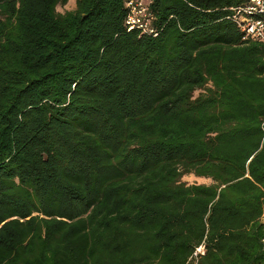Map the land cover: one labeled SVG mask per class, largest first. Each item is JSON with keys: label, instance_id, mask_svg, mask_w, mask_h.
<instances>
[{"label": "trees", "instance_id": "16d2710c", "mask_svg": "<svg viewBox=\"0 0 264 264\" xmlns=\"http://www.w3.org/2000/svg\"><path fill=\"white\" fill-rule=\"evenodd\" d=\"M66 1L0 0V264H192L203 241L196 264H264L243 0H152L157 35L127 0Z\"/></svg>", "mask_w": 264, "mask_h": 264}, {"label": "built area", "instance_id": "2783aa9c", "mask_svg": "<svg viewBox=\"0 0 264 264\" xmlns=\"http://www.w3.org/2000/svg\"><path fill=\"white\" fill-rule=\"evenodd\" d=\"M152 0H127L128 12L125 24L128 30L138 29L140 33L157 35L156 15L151 9ZM231 18L237 23L244 39L264 42V0H243L239 5L232 6ZM205 242L196 246L190 261L198 262L199 256L205 252Z\"/></svg>", "mask_w": 264, "mask_h": 264}, {"label": "rangeland", "instance_id": "374dc122", "mask_svg": "<svg viewBox=\"0 0 264 264\" xmlns=\"http://www.w3.org/2000/svg\"><path fill=\"white\" fill-rule=\"evenodd\" d=\"M75 6H76V0H67L64 3H59L57 5V9L59 12H65L66 10L72 9ZM182 180L189 182V183H192V182H207V183H209L212 181V179L210 177L198 176V175L194 174L193 172L184 174L182 176Z\"/></svg>", "mask_w": 264, "mask_h": 264}]
</instances>
